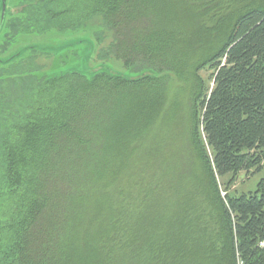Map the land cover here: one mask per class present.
I'll return each instance as SVG.
<instances>
[{
    "label": "trees",
    "instance_id": "1",
    "mask_svg": "<svg viewBox=\"0 0 264 264\" xmlns=\"http://www.w3.org/2000/svg\"><path fill=\"white\" fill-rule=\"evenodd\" d=\"M182 1L29 0L24 23L12 24L11 47L14 33L81 31L99 61L138 74L52 75L57 60L30 46L27 59H7L0 264H264V177L230 192L240 173H264V0L188 1L186 12L213 14L205 30L224 37L192 67L190 162L161 157L179 111L164 95L195 48L178 51ZM159 156L161 186L149 182Z\"/></svg>",
    "mask_w": 264,
    "mask_h": 264
},
{
    "label": "rangeland",
    "instance_id": "2",
    "mask_svg": "<svg viewBox=\"0 0 264 264\" xmlns=\"http://www.w3.org/2000/svg\"><path fill=\"white\" fill-rule=\"evenodd\" d=\"M190 0H183L182 4H179L176 10L177 16L173 22L174 34L177 37L178 51L183 54L186 48H189V42L193 41L195 44L194 50L189 53V55L183 58L180 66V72L182 73L181 78L176 84L173 80L169 86V90L164 95V101L167 103L178 104L179 111L174 114V118L171 121L170 126L171 131L166 134L167 145L163 148V153L161 155L162 159H171L174 156H179L182 162L188 160L193 156L192 150L189 146V139L191 138L192 132V108H193V95L195 92V86L192 81V67L197 60L206 55V51H215L224 42V37L213 38L210 33L205 30L207 26H210V20L213 14H209L205 19L204 15L198 13L196 15H190L186 12L187 6ZM204 2L210 3L211 0H205ZM224 4L226 3L223 1ZM213 6H210L209 11H212ZM185 10V13L183 12ZM207 23V24H206ZM93 34L87 33V35L82 34V32L68 33L67 35L55 36L49 39L47 35H25L17 39V48L21 52V59H27L31 52V49L24 51V46H30L38 52L51 53L53 57L57 60L56 64L50 68H47L49 74L58 75L61 73L68 72H80L86 76H90L95 70L101 71H112L116 73H123L128 76H136L137 72H132L126 69L121 61H108L103 62L97 59L98 55V45L96 39L93 38ZM107 44V43H106ZM42 57V56H41ZM212 71L203 70L200 72V76L204 78L208 83L213 85L212 82ZM174 85V86H173ZM18 97L15 96V98ZM182 154V155H181ZM181 155V156H180ZM160 160L156 163L151 162L150 165V180L149 182L154 184L156 182L160 186L162 181L160 180V175L162 173V163ZM264 177V173L256 175H247L246 173H240L234 181V184L230 188L232 194H241L254 191L258 182ZM152 178V179H151ZM157 179V180H156ZM156 180V181H154ZM231 180L228 176L223 179H219V184L221 187V192L223 196L226 195V186ZM159 186V187H160ZM109 217V216H106Z\"/></svg>",
    "mask_w": 264,
    "mask_h": 264
},
{
    "label": "flooded vegetation",
    "instance_id": "3",
    "mask_svg": "<svg viewBox=\"0 0 264 264\" xmlns=\"http://www.w3.org/2000/svg\"><path fill=\"white\" fill-rule=\"evenodd\" d=\"M29 0H0V69L6 68L7 59L11 57L16 52H19V48L16 49L18 43H16L17 39L21 36L29 35L19 32L17 34L14 33L12 36L14 41L13 46L10 45V28H12V24L16 23L17 25L22 22L24 23V12L28 5ZM21 23V25H22ZM21 25H18L19 27ZM29 46V45H28ZM24 46L23 48H25Z\"/></svg>",
    "mask_w": 264,
    "mask_h": 264
},
{
    "label": "built area",
    "instance_id": "4",
    "mask_svg": "<svg viewBox=\"0 0 264 264\" xmlns=\"http://www.w3.org/2000/svg\"><path fill=\"white\" fill-rule=\"evenodd\" d=\"M260 247H261V248H264V242H262V243L260 244Z\"/></svg>",
    "mask_w": 264,
    "mask_h": 264
}]
</instances>
